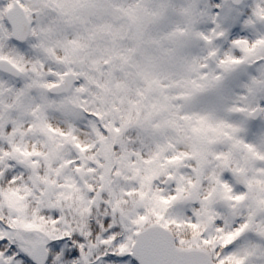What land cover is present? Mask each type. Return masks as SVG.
<instances>
[{
	"label": "snow or ice",
	"instance_id": "snow-or-ice-1",
	"mask_svg": "<svg viewBox=\"0 0 264 264\" xmlns=\"http://www.w3.org/2000/svg\"><path fill=\"white\" fill-rule=\"evenodd\" d=\"M0 264H264V0H0Z\"/></svg>",
	"mask_w": 264,
	"mask_h": 264
}]
</instances>
